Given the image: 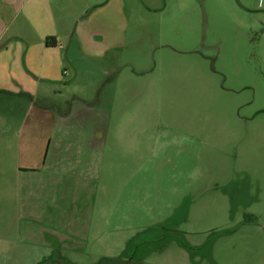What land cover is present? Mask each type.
<instances>
[{
    "label": "rangeland",
    "instance_id": "1",
    "mask_svg": "<svg viewBox=\"0 0 264 264\" xmlns=\"http://www.w3.org/2000/svg\"><path fill=\"white\" fill-rule=\"evenodd\" d=\"M108 2L0 0V264H264V0Z\"/></svg>",
    "mask_w": 264,
    "mask_h": 264
},
{
    "label": "crops",
    "instance_id": "2",
    "mask_svg": "<svg viewBox=\"0 0 264 264\" xmlns=\"http://www.w3.org/2000/svg\"><path fill=\"white\" fill-rule=\"evenodd\" d=\"M27 1L32 6H34V8L39 5V2H44L46 14L49 17V20L51 19L53 24H54L53 29L55 28V24L57 23V20L55 18L56 12L61 13V16H60L59 21H58V22L62 23V24H60L61 26L58 24V27L55 28L54 30L46 31L42 35L41 43H39V46L42 45V47L39 49L37 48L39 51L42 52V54H44V57H45V55L52 54V53H48L49 51H52V50L58 51L59 48H61V46H62L61 39L65 38V32L68 31L69 28L71 27L70 19H67L65 16L66 11L68 8H70V7L73 8V6L77 5V0H27ZM10 2L11 1H6L5 4L8 6V4H10ZM82 2H83V6L80 4V6H82V7H81L80 11L78 12L79 17H86L92 11L97 10L98 8L104 7L103 5H105L108 2V0H82ZM89 9H91V10L88 13ZM69 17H70V15H69ZM2 20L3 19L1 18V15H0V22H2ZM4 30H5L4 34H0V54H2L1 52H3L4 48H6L7 45L11 41H16L18 43L19 42L25 43V40H26L27 41V45H26L27 47L25 49V52H24V55L22 58L23 59L22 64H21L22 71L26 72L25 68H27L30 72V73L27 72L28 76L32 75V77L33 76L37 77L35 75H41L40 80L42 82H46V83L52 82L53 83V82L57 81V80H55V79H57L55 77L42 76L43 72H45L44 66L41 69L39 66L35 65L34 60L32 59L34 56L33 52L35 50H34L33 46H28L30 44V42L26 38V36L24 34H22L21 32H18L17 35H15V36H12L10 38V40L5 44L6 46L5 45L2 46L3 39H4L5 33H6V29H4ZM59 31L60 32L63 31V33L62 34L57 33ZM99 35H101V34H99ZM110 45H112V44H110ZM23 51H24V49H23ZM17 66L19 67V65H17ZM35 73H37V74H35ZM58 79H60V78H58ZM16 83H17V85H19L18 82H16ZM9 93H14V92H9ZM31 96L33 98L32 101H35L37 93L31 94ZM50 145H51V143H50Z\"/></svg>",
    "mask_w": 264,
    "mask_h": 264
},
{
    "label": "trees",
    "instance_id": "3",
    "mask_svg": "<svg viewBox=\"0 0 264 264\" xmlns=\"http://www.w3.org/2000/svg\"><path fill=\"white\" fill-rule=\"evenodd\" d=\"M50 44V43H49ZM52 44V43H51Z\"/></svg>",
    "mask_w": 264,
    "mask_h": 264
}]
</instances>
